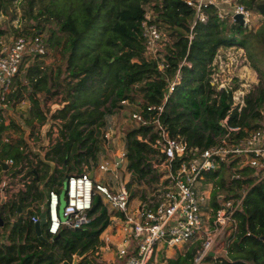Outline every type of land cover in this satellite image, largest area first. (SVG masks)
Returning a JSON list of instances; mask_svg holds the SVG:
<instances>
[{"label": "trees", "instance_id": "16d2710c", "mask_svg": "<svg viewBox=\"0 0 264 264\" xmlns=\"http://www.w3.org/2000/svg\"><path fill=\"white\" fill-rule=\"evenodd\" d=\"M10 1L0 0L2 12H8ZM32 2L27 0L25 13L34 29L12 30L24 36L43 31L44 24L36 17L45 14L43 21L55 23L62 38L55 37L51 42L53 29L48 24L43 31L47 33L49 29L48 35L43 40L57 47L62 61L52 73L51 67L41 64L40 56H26V62L13 77L15 88L8 98L17 88L26 93L31 103L23 123L29 127L33 120L40 124L45 118L38 94L46 87L55 92L60 86L63 103L50 118L54 120L61 114L64 120L57 124L59 138L46 149L43 159L36 160L28 157L22 126L12 120L5 126L0 123V162L13 160V167L7 170L0 166V178L20 174L25 166L24 175L30 178L23 190L5 196L0 204V264H70L77 250L78 257H82L76 263L79 264L102 245L99 235L112 215L98 195L93 196L87 212L90 221L77 229L61 226L51 236L42 226L40 239L30 216L33 212L41 215L37 202L43 200L48 190L63 198L64 178L89 171L96 163L94 156L103 154V118L113 108H121L122 99L133 105L129 114L138 111L144 121H133L135 126L124 132L123 152L131 175V180L124 184L127 189L132 182L146 181L147 175L149 181L156 182L161 176L146 164L148 158L157 156L150 146L157 136L154 118L170 135L198 148L215 144L225 135L233 140L251 130H264V81L259 82L254 93L248 91L243 96L239 108L231 98L236 83L217 87L216 82H210L214 71L211 62L217 49L231 45L244 49L258 77L264 79V0L235 1L259 16L257 25L240 24L229 19V15L219 18L216 6L207 4L206 19L196 20L191 27L193 8L184 0H39L41 9L36 14L32 13ZM143 19L147 24L154 23L163 39L162 47L156 48L157 54L152 57L147 56ZM5 28L0 25V35ZM158 60L163 63L162 68L157 66ZM176 71L180 81L163 100L167 80ZM64 72L66 79L60 75ZM158 104L162 108L157 114L155 108L147 109V105ZM2 135L7 136V141H1ZM234 164L232 160L205 174L209 179L219 176L213 180V208L218 207L216 191L224 192L223 200L239 195L242 187H246V192L223 238V255L207 253L198 264H264V178L253 183L250 176L238 174L251 168L242 166L235 170ZM225 169L231 172L223 176ZM156 182L152 189L155 192L160 183ZM164 184L162 180L161 187ZM140 198L143 200L144 196ZM196 247L197 243L175 258L161 257L157 262L193 264ZM145 264H153L152 259Z\"/></svg>", "mask_w": 264, "mask_h": 264}, {"label": "built area", "instance_id": "2783aa9c", "mask_svg": "<svg viewBox=\"0 0 264 264\" xmlns=\"http://www.w3.org/2000/svg\"><path fill=\"white\" fill-rule=\"evenodd\" d=\"M184 1L193 8L190 27L196 20L206 19L207 14L204 10L207 4L216 6V15L219 18L229 15V19L233 20V13L239 12L242 15V24L250 23L251 13L240 3H234L231 10L224 11L217 7V0ZM145 16L148 17V14L146 13ZM141 26L142 34L145 36L147 56H155L153 50L158 48L157 44L160 41H163L161 33L154 23L147 24L145 19L141 21ZM45 53L46 44L38 32L32 36L15 34L8 42H0V123L4 126L13 119L8 117L11 113L8 95L13 90V77L19 72L23 58L43 56ZM162 65L163 63L158 60L157 66L162 68ZM179 81L180 73L176 71L167 80L163 100ZM232 100L233 104H237L233 95ZM121 103L128 104L125 99H122ZM152 108H155L157 114L162 104L147 105V109ZM129 118L136 123H144L138 111H131ZM153 120L156 122L153 129L157 136L150 142V146L156 150L157 156L147 159L146 164L161 173L160 181L165 180V184L161 187L159 183L156 192L152 191L149 197L141 200L140 195L135 198L136 195L130 194L124 183L110 184L105 179L96 177L95 171H112L106 161L96 162L90 169L91 177H88L89 171L65 177L61 186L64 197L60 211V198L53 190H48L43 200L37 202L40 214L45 215L44 226L49 235H55L61 226L77 229L88 223L90 217L87 212L92 206L93 196L98 195L112 212L109 225L104 231L110 230L112 223L115 228L114 240H111V236L110 239L105 236L104 240L108 242L106 244L102 242L98 248L100 259L103 252L109 251V243L114 244V249L111 251L117 264H145L152 254L160 251L161 244L162 249L166 250L168 247L178 248L197 243L193 264H198L212 247L217 245L218 239L223 240L232 224V215L246 192V187L240 188V193L236 197L223 200V196L217 195L218 207L213 208L210 205L211 190H200V181H203L206 173L232 160L238 165L253 169L254 175L258 173L257 176H250L253 183L263 179L264 130H251L245 136L233 140L227 139L225 135L215 144L198 148L188 145L181 137L170 135L163 124L156 118ZM228 129L235 131L237 128ZM104 139L107 141L106 132ZM1 141H7V136L2 135ZM120 155L124 156L123 148ZM121 157L119 156V159ZM3 162L7 165V169L13 167L12 159ZM113 164L117 162L114 161ZM25 169L26 166L20 174L8 176L6 187L10 188L14 182L18 186L15 193L23 190L30 182L29 175H24ZM115 177L114 173L113 178ZM28 209L33 208L29 206ZM41 215L33 212L30 221L36 223Z\"/></svg>", "mask_w": 264, "mask_h": 264}, {"label": "rangeland", "instance_id": "374dc122", "mask_svg": "<svg viewBox=\"0 0 264 264\" xmlns=\"http://www.w3.org/2000/svg\"><path fill=\"white\" fill-rule=\"evenodd\" d=\"M236 0H231V3H234ZM27 0H11L8 5V12H2L0 10V25L5 26V33L0 35V42H8L9 39L15 35L17 32H14L12 28H17L19 31H23V29H28L32 31L34 27L29 25L27 14L25 13V6ZM147 6V5H145ZM148 8V7H147ZM41 9V5L39 0H33L32 2V13L36 14L37 10ZM45 14H38L37 20L39 19V23L42 22L44 24L43 31L47 30V25L50 24V29H53L52 39L53 42L54 38H62V34L60 30L56 29V25L53 22L43 21V17ZM251 22L253 18L251 17ZM36 20V21H37ZM35 22V21H34ZM33 22V23H34ZM17 30V31H18ZM43 31H39L38 33L41 34L42 38L48 35ZM46 32V31H45ZM31 34V33H28ZM45 42V41H44ZM46 44V53L43 56L38 57L41 59V64L43 66L51 67L52 73L55 72L56 68L60 66L62 58L57 50V47L54 44H50L49 42H45ZM163 41H160L157 44V47H162ZM157 54L156 50H153ZM222 55H225L223 57ZM22 64L26 62V59L23 58ZM211 64L214 67V71L211 73V80L210 82H216L217 87H221L223 85H234L236 83V87L232 90L231 95H233L235 102L237 101V107L239 108L240 105L243 103V96L248 92L251 91L254 93L255 87L259 84V82H263V77L259 78L256 71L251 65V62L247 59L244 49L238 46H227V47H219L212 59ZM262 66V65H260ZM61 76H64V79L68 78L67 73H61ZM73 80V79H72ZM15 88V83H12V89ZM53 88L46 87L45 90L41 91L38 94L39 105L41 110L44 114V120L42 123L36 122V120L32 121V125L27 127L24 125V119L28 117V108L30 106V100L26 97V93L22 89H16L14 93L8 98L9 110L11 113L9 114V118L13 121L14 124L18 126H22V138H24L26 142V152H28V156L30 159H43V154L46 149L59 138L58 131H57V124H60L64 120V116L58 114L56 119L52 120L50 118V114L56 111V109L62 106V98H61V89L58 86L53 92ZM232 98V96H231ZM233 101V100H232ZM131 104H123L121 108L114 110L109 114H105L103 121L106 128L105 132L107 134V141L101 144L104 154H97L94 157L96 158L95 161L98 163H102L103 161L107 162L108 168H111L112 171H95L94 175L99 177L100 179H105L106 181L110 182V184L117 183H126L131 180V175L129 170L126 167V160L125 157H121L120 153L122 152L123 148V137L125 129L128 127L135 126L134 122L129 118V111L133 108ZM114 110V111H113ZM94 133L97 134V130L94 129ZM94 134V135H96ZM217 138V137H216ZM218 139V138H217ZM119 156L121 157L119 159ZM114 158H117V164H113L115 161ZM149 160L151 159L148 158ZM52 166L53 163H50ZM235 167V168H234ZM232 169L241 168V165L234 164ZM113 168H115L113 170ZM83 169V168H82ZM155 171L156 169H151ZM231 172L230 169H225L223 172V176L228 175ZM115 173V178H113V174ZM255 173L253 169H247V171L239 172L238 174L241 176H252ZM255 174L254 176H257ZM3 178L5 176H2ZM149 175L145 177L146 181H143L140 184H136L132 182L130 188L128 189L131 194L135 193L133 196H144L149 197L152 192V189L155 185L156 181H149ZM3 178L0 180H3ZM218 180L219 176L214 179H209L208 177H204L203 181L200 185V190L213 191V180ZM157 182L162 183L160 181V177ZM156 182V183H157ZM63 184V182H62ZM1 186V183H0ZM18 186L14 182H12V186L10 188L6 187V191L4 195L6 197H11L12 194L15 193ZM217 195L222 196L224 194L223 191H216ZM141 199V198H140ZM142 200V199H141ZM63 205V198L60 197L59 199V211ZM107 211H109L108 207L106 206ZM105 232V233H104ZM99 235V239L103 243H107L104 238L107 236L109 239L111 236V240H114V223L111 224V229L106 230ZM108 239V240H109ZM194 245V244H193ZM109 251L103 252L101 259L99 258V250H95L93 254L87 255L84 260L79 262V264H112L114 262V257L112 254V249H114V244L109 243ZM191 245H182L177 249L174 247H168L166 252L163 253L162 248L163 245L160 246V251H157L155 255L152 254V262L153 264H165L157 262L158 259L162 258H175L178 254H182L186 251V249L190 248ZM224 253V252H223ZM82 257H76L75 264L80 261ZM73 259V258H72ZM115 263V262H114ZM70 264H73L72 261Z\"/></svg>", "mask_w": 264, "mask_h": 264}, {"label": "water", "instance_id": "95a60500", "mask_svg": "<svg viewBox=\"0 0 264 264\" xmlns=\"http://www.w3.org/2000/svg\"><path fill=\"white\" fill-rule=\"evenodd\" d=\"M232 17H233V20H234V21H236V22H238V23H240V24L243 22V20H242V15H241V13H239V12H234L233 15H232ZM114 160L116 161L117 158H114ZM0 166H1V168H2L3 170H6V169H7V165H6L5 162H3V161L0 162ZM91 175H92V170H89V172H88V177H91ZM64 179H65V178H64ZM5 187H6V182L3 181L2 184H1V186H0V204H2V203L5 201V195H4ZM44 224H45V215H44V214H42V215L40 216L39 221H37L36 223L33 224L34 231H35L36 235H37L40 239H42V236H41V227L44 226ZM0 227H2V221H1V218H0ZM78 254H79V251L77 250V251L74 253V255H73V259H72V263H73V264H75V259H76V257L78 256ZM208 254H210V252H208Z\"/></svg>", "mask_w": 264, "mask_h": 264}, {"label": "crops", "instance_id": "0c3cea01", "mask_svg": "<svg viewBox=\"0 0 264 264\" xmlns=\"http://www.w3.org/2000/svg\"><path fill=\"white\" fill-rule=\"evenodd\" d=\"M235 3V2H234ZM234 3H231V0H217V7L218 8H221L223 9L224 11H228V9L234 4ZM253 18V21L251 22V19H250V22L251 23H254V25H257V19H258V15L256 14H251L250 18ZM223 57H225V55H222ZM6 179L7 178H3L2 182L5 181L6 182ZM2 184V183H1ZM111 229V228H110ZM222 239V238H221ZM221 239H218V242H217V245L216 246H213L212 249L209 251L210 252V255H223V240ZM177 249V248H176ZM167 250V249H166ZM166 250H163V253L166 252ZM187 250V249H186ZM155 255V253L153 254ZM149 259H152V257H150ZM148 259V260H149ZM147 260V261H148Z\"/></svg>", "mask_w": 264, "mask_h": 264}]
</instances>
